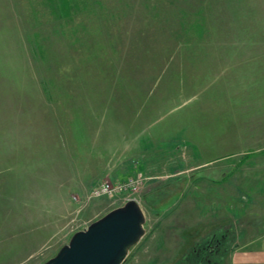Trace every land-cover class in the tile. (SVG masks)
I'll list each match as a JSON object with an SVG mask.
<instances>
[{
  "label": "rangeland",
  "instance_id": "rangeland-1",
  "mask_svg": "<svg viewBox=\"0 0 264 264\" xmlns=\"http://www.w3.org/2000/svg\"><path fill=\"white\" fill-rule=\"evenodd\" d=\"M4 18L0 264H41L131 199L145 232L121 264H230L253 243L264 0H0Z\"/></svg>",
  "mask_w": 264,
  "mask_h": 264
},
{
  "label": "water",
  "instance_id": "water-1",
  "mask_svg": "<svg viewBox=\"0 0 264 264\" xmlns=\"http://www.w3.org/2000/svg\"><path fill=\"white\" fill-rule=\"evenodd\" d=\"M144 221L139 204L127 200L75 231L55 255L41 264H121L130 247L143 236Z\"/></svg>",
  "mask_w": 264,
  "mask_h": 264
},
{
  "label": "crops",
  "instance_id": "crops-1",
  "mask_svg": "<svg viewBox=\"0 0 264 264\" xmlns=\"http://www.w3.org/2000/svg\"><path fill=\"white\" fill-rule=\"evenodd\" d=\"M8 20L10 21V18L0 19V23L5 24L6 22L7 28L11 29ZM257 96H260V94ZM262 213L263 225L261 231L255 237L249 239V242L253 243L249 244L248 247L244 250H236L233 252L230 264H264V201L262 205Z\"/></svg>",
  "mask_w": 264,
  "mask_h": 264
},
{
  "label": "built area",
  "instance_id": "built-area-1",
  "mask_svg": "<svg viewBox=\"0 0 264 264\" xmlns=\"http://www.w3.org/2000/svg\"><path fill=\"white\" fill-rule=\"evenodd\" d=\"M139 180L130 178L124 182H117L110 184L108 182H103L100 186H97L92 190V195H115L125 191L126 189H134L138 185Z\"/></svg>",
  "mask_w": 264,
  "mask_h": 264
},
{
  "label": "trees",
  "instance_id": "trees-1",
  "mask_svg": "<svg viewBox=\"0 0 264 264\" xmlns=\"http://www.w3.org/2000/svg\"><path fill=\"white\" fill-rule=\"evenodd\" d=\"M50 2H51V3H52V5H53V4H55V3H56V0H50ZM49 5H50V4H49ZM50 6H51V5H50ZM51 10H52V8H51ZM63 16H64V15H63ZM54 18H55V19H56V18H58L56 14L54 15Z\"/></svg>",
  "mask_w": 264,
  "mask_h": 264
}]
</instances>
